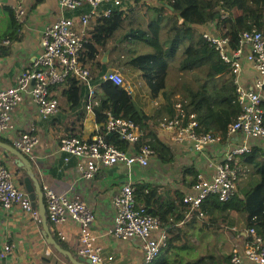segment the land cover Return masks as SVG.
<instances>
[{"label":"built area","instance_id":"built-area-1","mask_svg":"<svg viewBox=\"0 0 264 264\" xmlns=\"http://www.w3.org/2000/svg\"><path fill=\"white\" fill-rule=\"evenodd\" d=\"M62 12L59 17L47 25L41 33L40 52L32 64L22 70L12 86L0 89V141L13 130L12 112L20 106L28 95L37 107L38 116L46 120L58 113V102L51 94L56 85H67L73 78L78 85L88 90L86 109L92 111L96 104L95 94L100 83L109 81L122 88L129 95L132 90L117 71L104 73L100 83L93 84L94 76L90 65L81 61L91 31V24L99 19L109 17L114 9L120 10L122 0H60ZM15 19L21 23L24 9L20 4L11 7ZM221 18L227 11L220 10ZM214 25L216 32L210 26ZM201 33L207 45L212 48L220 62L227 68L235 92V104L240 113L236 120L226 127L225 138L211 132L199 131V126L190 115L187 121L185 113L177 105L179 116L163 119L161 129L173 134L172 141L189 143L192 149L203 155L205 150L219 148L221 159L214 164L211 173L200 174L197 180L182 197L185 205V219H203V203L210 197L219 202L230 200L237 190V181L241 167L240 158L260 149L264 154V32L253 27L243 31L234 40L230 35L222 36L217 32L215 22L208 23ZM8 43V42H6ZM249 66L255 73L252 82L247 83L244 71ZM101 129L104 132L101 133ZM107 135H114L126 143L125 149L106 141ZM240 139L239 144L232 142ZM140 127L133 121L105 113V121L92 141L77 136L59 138L58 150L67 156L76 158V169L83 179L89 180L103 167L123 165L146 167L155 151L145 143L139 144ZM230 141L231 143H228ZM40 140L35 126H29L13 138L9 145L24 156H30L39 145ZM68 161L69 157L64 158ZM43 202L46 220L52 234L57 227L66 223L79 225L76 256L88 259L91 264H112L113 257L105 256L102 247L97 244V237L90 229L94 214L86 203L67 194L58 193L43 187ZM114 210L113 224L108 233L115 240H135L139 244L141 260L138 264H153L160 253L167 247L168 234L161 227L157 217L147 213L143 204L135 200L134 187L129 180L122 185L111 201ZM19 208L26 214L36 215L27 192L18 187L12 170L0 164V209ZM242 245L235 246L229 256L230 264H264V237L258 235L254 228H244L237 233ZM57 242L65 240L62 232L57 231ZM55 237V236H54ZM11 249L5 244L0 251L3 258Z\"/></svg>","mask_w":264,"mask_h":264},{"label":"crops","instance_id":"crops-1","mask_svg":"<svg viewBox=\"0 0 264 264\" xmlns=\"http://www.w3.org/2000/svg\"><path fill=\"white\" fill-rule=\"evenodd\" d=\"M59 1L0 0V89L12 86L20 72L32 64L35 56L40 52L39 41L44 28L54 22L59 14L71 15L60 10ZM147 3L151 5H147ZM161 3L164 2L160 0H122L120 11L128 15L126 22L115 33L113 39L108 42L110 49L101 51L97 59L98 63L107 65L105 73L117 70L125 76L124 79L132 90L131 97L134 107L144 120L140 124V138L144 136L141 140L142 143L153 142V138H155L167 147L166 155L157 151L156 156L144 168L135 165L128 169L120 164L113 165L101 168L92 179H83L76 169V158L61 153L58 150V141L64 136H77L92 141L101 128V124L95 120L93 111L86 109L88 90L85 86H80L82 91L80 105L71 107L66 96L68 84L56 85L51 88V94L58 102V113L46 120L38 116L36 105L26 95L20 106L11 113L13 130L3 139L4 143L10 144L11 140L20 132L31 125L35 126L40 143L30 156L25 157L28 159L37 184L41 188L48 187L86 203L94 214V221L90 229L96 235L97 244L102 247L103 254L113 257L112 264H138L141 260L138 242L135 240H115L108 233L112 227L114 215L111 201L122 185L129 180L134 189L136 187L156 189L161 203V206H158L159 212L165 213L166 210H169L170 213L166 228L182 229L189 237L192 235L201 238L202 236V240H206L205 246L213 247V250L218 248L220 242L212 243L204 235V232H212L214 235L219 232L226 236L229 243V246L225 248L226 256H230L235 246L242 245L237 233L246 228L243 220L235 212L228 214L226 222H222L220 214L217 213L210 216L206 214L205 218L201 220L195 218L196 221L190 224L189 222L175 223L177 211L173 206H177V198H182L189 191L197 180V176L200 174L208 175L212 172L213 165L221 159L219 148L224 147L225 142L220 143L219 148L212 147L205 150L200 156L189 143L172 141L173 134L160 128V122L169 118V106L177 109V104L175 105L177 96L168 95L165 97L162 94L163 92L174 93L180 89L177 78L173 79L174 76H171V70L177 71L176 68H169L167 85L155 96L141 71L127 67H124V71L123 66H117L118 58L113 55V58H110V51L116 40L121 38L130 28L146 26L148 13H151L149 9L158 7ZM17 4H20L25 11L21 23L16 21L11 11V7ZM140 5L145 7L139 16L136 14L138 13L136 9ZM232 13L237 16V12L233 11ZM94 24H91V30ZM206 28L207 26L194 27L199 34L204 32ZM210 28L216 32L214 25H211ZM164 32V30L161 31L160 38ZM104 56L105 58H103ZM119 58L122 59L123 57ZM178 58L177 56L176 59ZM90 68L91 72H94L95 79L97 64L95 65V62L90 64ZM243 76L249 84L255 77V73L249 66H245ZM226 79L232 83L229 73H226L221 75L219 80L217 79L216 85L224 84ZM232 142L239 144L240 139L235 137ZM228 143L231 142L228 141ZM65 157H69L68 161H65ZM0 164L8 166L12 170L16 185L24 189L23 180L26 177V172L22 167L15 164V157L0 149ZM239 166L242 167L241 172L243 174L241 173L242 176L239 177L238 184L244 185L253 172L247 170V167H243L240 162ZM37 210L36 206L34 209L36 215L34 216L26 214L16 207L11 210L0 209V251L5 244L11 246L10 251L3 258H0V264H69L46 243ZM190 220L185 219V221ZM162 228L164 227L162 226ZM49 229L52 233L50 226ZM57 231L62 232L65 236V240L59 244L76 255L79 225L71 222L57 227L53 232L55 238H57ZM203 251L204 249L201 254ZM217 256L222 257V255Z\"/></svg>","mask_w":264,"mask_h":264},{"label":"trees","instance_id":"trees-1","mask_svg":"<svg viewBox=\"0 0 264 264\" xmlns=\"http://www.w3.org/2000/svg\"><path fill=\"white\" fill-rule=\"evenodd\" d=\"M160 1L164 3L149 9L152 16L148 13L146 26L130 28L125 32L112 46L111 55L118 58L117 66L141 71L155 96L165 89L169 68H176L180 89L174 93L162 94L165 97L177 96L175 105L184 111V123L193 115L199 131L211 132L225 138L227 125L235 121L240 113L234 102V86L228 79L224 80V84L216 85L217 79L227 73V68L194 27L215 22L219 35H230L234 40L241 32L253 27L264 32V0ZM221 9L228 13L223 19ZM233 10L237 12V16L232 13ZM127 16L114 9L109 17L99 19L90 31L80 58L89 65L94 62L97 64V76L93 79V84L100 83V77L107 69L106 64L98 63L97 56L101 51L110 49L108 42L124 26ZM162 30L165 32L160 38ZM131 41L141 42L147 50L142 52L137 46L130 47L128 44H131ZM121 56L124 60L119 58ZM67 84V100L71 107H78L82 93L81 85L73 78H69ZM97 89L96 104L92 107L97 123L102 124L105 121V113L110 112L115 117L133 121L141 126L144 120L135 109L131 95L109 81L100 83ZM178 114L176 107L174 109L169 106V118L179 116ZM103 132L104 129H101V133ZM142 138L144 136L139 139V144L143 142ZM106 141L120 149L126 148V143L114 135H107ZM144 143L155 153L161 151L166 155L168 152L167 147L155 138L153 142ZM240 163L247 167V170H252L249 180L244 185L238 184L239 177L242 176L240 172L237 190L230 200L219 202L215 197H210L203 203L202 209L208 216L220 214L222 222H226L230 212H235L243 220L245 227L254 228L258 235L264 237V154L260 149H254L242 156ZM134 196L137 202L144 205L147 213L159 219L161 227L168 226L170 213L169 210L165 213L159 212L158 206H161V203L156 189L136 187ZM177 201V206H173L177 211L175 223L195 222V218L185 221L186 207L182 198L178 197ZM166 231L169 236L167 247L153 264H230L229 256L219 257L214 253L193 259L194 247H191L190 237L179 228L170 227L166 228Z\"/></svg>","mask_w":264,"mask_h":264},{"label":"water","instance_id":"water-1","mask_svg":"<svg viewBox=\"0 0 264 264\" xmlns=\"http://www.w3.org/2000/svg\"><path fill=\"white\" fill-rule=\"evenodd\" d=\"M105 58V56L103 57ZM0 149L4 150L8 154L15 157V164L18 167H22L26 172V177L23 180V187L28 193V196L32 202L33 210L36 209L40 218V224L42 227V234L45 238L46 243L58 254L65 257L69 264H91L88 259L78 257L70 251L66 250L57 242L54 235L51 233L47 220H46V210L43 202V192L40 185L37 184L34 174L31 170V166L28 162V159L21 154L19 151L14 149L11 145L0 141Z\"/></svg>","mask_w":264,"mask_h":264},{"label":"rangeland","instance_id":"rangeland-1","mask_svg":"<svg viewBox=\"0 0 264 264\" xmlns=\"http://www.w3.org/2000/svg\"><path fill=\"white\" fill-rule=\"evenodd\" d=\"M147 5H151L150 3H147ZM138 8L136 9V11L138 12V13H136V14H138L139 16L142 14V11L144 10V7L145 6H137ZM234 12H236L235 10H233ZM151 16H152V13H149ZM153 16H156V15H153ZM128 44V43H127ZM130 47H135V46H137L136 48H140L141 49V51L142 52H144V51H146L147 50V47H145L144 45H142V43L141 42H133V41H131V44H128ZM110 58L112 59L113 57H112V55L110 56ZM123 59V58H122ZM121 59V60H122ZM174 64H176V62H174ZM172 68H174L173 66H172ZM123 69H124V71H125V68H124V66H123ZM114 71H117V70H114ZM118 73H120L121 75H122V77L124 78L125 76L120 72V71H117ZM171 72H172V74H171V76H174L173 77V79L176 77V75L178 74V72L176 71V70H171ZM242 173V172H241ZM243 174V173H242ZM205 218V217H204ZM197 220H199V219H197ZM201 220V219H200ZM202 235V234H201ZM200 235V236H201ZM204 235L206 236V237H208L209 239V241H211L212 243H217V242H220V244L218 245V248H216V250H213L212 248L213 247H206L205 245H206V240H202V236H201V238L200 237H193L192 235H191V237H190V242H191V244H192V248L194 247V254L192 255L193 256V259H198L200 256H205L206 254H208V253H214V252H216V253H218L217 255H226L225 253V248H227L228 246H229V243H228V241H227V238H226V236H224L222 233H217V235H214L212 232H204ZM196 246V247H195ZM206 247V248H205ZM222 247H224L223 248V251H222ZM204 249V251H203V253L201 254V251ZM215 249V248H214ZM207 250H209L207 253H205ZM215 253V254H216ZM220 253V254H219Z\"/></svg>","mask_w":264,"mask_h":264}]
</instances>
